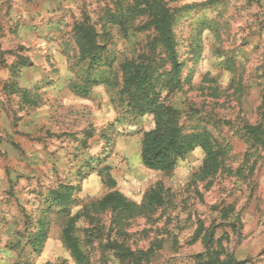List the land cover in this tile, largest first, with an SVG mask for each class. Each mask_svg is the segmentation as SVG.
<instances>
[{"label":"rangeland","instance_id":"1","mask_svg":"<svg viewBox=\"0 0 264 264\" xmlns=\"http://www.w3.org/2000/svg\"><path fill=\"white\" fill-rule=\"evenodd\" d=\"M133 1L0 0V264H76L61 239L70 220L90 264H264V0H160L182 63L160 101L209 135L220 164L208 177L198 147L170 171L142 165L153 117L127 113L118 86L122 63L147 55L155 33L145 17L113 18ZM82 21L102 46L95 67L73 40ZM61 184L73 187L65 210L49 199ZM157 185L160 207L98 211L112 192L140 207Z\"/></svg>","mask_w":264,"mask_h":264},{"label":"trees","instance_id":"2","mask_svg":"<svg viewBox=\"0 0 264 264\" xmlns=\"http://www.w3.org/2000/svg\"><path fill=\"white\" fill-rule=\"evenodd\" d=\"M134 16L145 17L147 26L151 27L155 33L153 46L147 55L140 54L122 63L121 84L118 86L119 96L124 98L127 113L135 117L145 114L153 117V128L145 132L141 138L142 165L149 170L170 171L179 159L198 147L204 152L201 174L204 177L213 175L219 168L220 154L214 148L209 135L206 132L184 129L180 111L160 101L161 92L178 79L182 71V63L178 59L172 36L173 16L160 0H134L131 5L120 6L117 9V15L113 16L116 20L114 23L124 26ZM97 36L95 28L88 21L77 23L73 28V40L79 51L80 60L87 62L90 67H95L101 61L102 46L98 44ZM155 52L158 53L159 59L167 64L168 69L163 71L159 69L153 60ZM102 82L112 87L116 86L114 82L107 80ZM72 89L79 92L85 91V88L77 85H74ZM254 129L252 128L251 131ZM92 136V133H88L87 138ZM72 191V186L61 184L60 190L49 194V199L65 210L73 201ZM164 193L161 186L157 185L148 192L142 205L136 207L117 192H112L104 196L97 207L98 211L110 209L123 219L130 218L146 210L162 206ZM38 232L29 242L34 250H37L36 245L39 246L45 237V229L42 226ZM61 239L76 264H90L89 258L81 250L74 236L73 220H70L63 229ZM113 249L116 252L120 250L122 260L133 257L130 251L118 245ZM216 262L217 264H234L228 257L225 261Z\"/></svg>","mask_w":264,"mask_h":264}]
</instances>
